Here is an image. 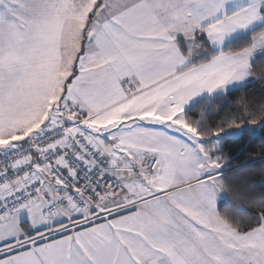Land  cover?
<instances>
[{"label":"snow or ice","instance_id":"6c2138e0","mask_svg":"<svg viewBox=\"0 0 264 264\" xmlns=\"http://www.w3.org/2000/svg\"><path fill=\"white\" fill-rule=\"evenodd\" d=\"M0 264H264V0H0Z\"/></svg>","mask_w":264,"mask_h":264},{"label":"trees","instance_id":"16d2710c","mask_svg":"<svg viewBox=\"0 0 264 264\" xmlns=\"http://www.w3.org/2000/svg\"><path fill=\"white\" fill-rule=\"evenodd\" d=\"M257 98H258V96H257Z\"/></svg>","mask_w":264,"mask_h":264}]
</instances>
